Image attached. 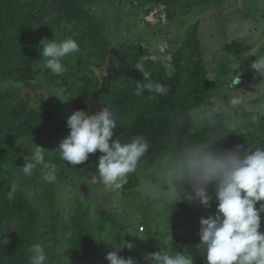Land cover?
Listing matches in <instances>:
<instances>
[{"label":"trees","instance_id":"16d2710c","mask_svg":"<svg viewBox=\"0 0 264 264\" xmlns=\"http://www.w3.org/2000/svg\"><path fill=\"white\" fill-rule=\"evenodd\" d=\"M227 2L138 0L136 15H142L149 31L146 34L154 40V32L161 30L162 24L154 26L148 22L153 15L160 22L165 18L172 21L180 11L196 13L199 9L204 14L208 7L214 11ZM99 6L105 7L96 0H54L52 7L43 9L35 4L28 7L25 0H0V264H29V248L35 243H41L46 250L45 264H110L105 259L107 253L115 250L113 245L122 247L126 242L132 248L125 247L118 254L139 264H151L147 258L150 253L137 252L145 244L159 245L172 252L182 249L193 257V264H207L199 237H171L163 234L158 225L153 233L149 221L154 207L146 209L138 197L140 203L134 199L135 208H131L128 200L132 195L140 196L138 191L143 184L158 182L154 178L158 169L153 161L161 156L163 164L169 151L159 143L166 129L176 127L200 141L222 133L224 136L214 147L224 149L238 145L251 146L253 151L256 147L264 148L263 110H242L238 113L239 125L228 124L226 115L212 114L209 119L210 110L205 117L200 115L212 106L216 96L229 97L231 87L241 82V76L248 70L241 63L217 56L218 74L216 79L212 78L202 44L201 22L181 32L184 34L180 46L172 48L170 57L161 55L159 50L153 52L142 38L126 40L123 33L119 38L105 10L100 15L96 11ZM50 14L57 15L59 20L47 29L44 17ZM69 37L78 42L79 52L64 59L67 71L55 75L44 68L39 43L45 38L60 41ZM137 63H144L152 80L169 86L167 95L147 90L140 96L135 94L136 81L142 79L135 69ZM165 63L175 66L171 77L166 73ZM261 101L264 99L253 102ZM98 103L116 111L113 139L128 142L143 133L153 144L148 152L153 161L146 166V156L137 171L128 174L122 189L108 190L110 197H106L105 205L92 201L86 189H77L87 180L77 173V168L62 160L54 147L70 132L66 124L70 115L79 109H89L90 115L95 114L99 110L93 106ZM196 117L208 120L205 125L200 121L195 124ZM32 143L43 148L52 146L46 160L60 169L58 180L62 182L34 198L32 183L39 191L43 169L38 166L33 171L31 182L18 177L19 168L25 164L24 157L33 150ZM100 155L99 151L89 154L83 162L92 171L86 174L89 180L98 178L95 173ZM66 172L71 175L68 182ZM13 186L15 193L9 198ZM110 205L119 210L108 212ZM120 210L131 212L132 222L123 219L126 213L123 211L121 216ZM132 227H136V234H130ZM142 227L148 232L142 234L139 231Z\"/></svg>","mask_w":264,"mask_h":264},{"label":"clouds","instance_id":"9594fccd","mask_svg":"<svg viewBox=\"0 0 264 264\" xmlns=\"http://www.w3.org/2000/svg\"><path fill=\"white\" fill-rule=\"evenodd\" d=\"M39 45H42L40 56L44 68L55 75L67 71L64 59L79 52L78 42L71 37L60 41L45 38ZM164 68L168 77L176 71L173 63H165ZM251 68L264 76V55L257 56ZM135 69L142 74V79L136 81L137 96L146 90L162 96L168 94L169 86L152 80L151 72L144 63H137ZM229 93V97L220 95L225 97L224 111H210L209 119L212 114L226 115L227 105L235 109L246 102L244 95ZM89 111L75 110L67 119L70 132L57 145L60 158L75 169L88 160L89 154L99 151L102 155L98 158L95 174L102 183L100 185L110 191L120 190L127 183L128 174L137 171L150 151L149 137L141 133L128 142H122L118 137L113 139L117 120L115 109L106 104L95 114L90 115ZM233 116L238 117L234 113ZM207 120L194 119L195 124L200 121L204 125ZM222 136L224 134L221 133L210 140L200 141L176 127L166 129L159 143L169 151L158 169V182L145 185L146 194L157 200L164 198L170 205L187 199L189 202L199 201L207 209L211 208L212 202H216L215 213L199 220L197 236L199 245L205 251L207 264H264V232L260 231L264 203H259L257 207L258 202L264 201V148L256 147L253 151L251 146L243 148L238 145L233 149L214 147ZM49 154L43 147L33 144L32 152L24 157L25 164L19 170L31 176L40 166L44 182L56 181V166L46 160ZM84 189L90 194L87 184H84ZM14 193L15 186L8 193L9 198ZM140 231L145 233L147 228L142 227ZM5 242H8L7 239ZM113 247L115 250L105 257L110 264H139L133 258L118 254L125 247L131 249V243ZM29 251V264H45L46 250L41 243L32 244ZM64 252L62 250L65 257ZM147 258L151 264H193V257L186 251L161 250Z\"/></svg>","mask_w":264,"mask_h":264},{"label":"rangeland","instance_id":"374dc122","mask_svg":"<svg viewBox=\"0 0 264 264\" xmlns=\"http://www.w3.org/2000/svg\"><path fill=\"white\" fill-rule=\"evenodd\" d=\"M96 1L99 5L104 4L105 6L104 8L99 6L101 9L96 8V11H98L100 15V13L105 10V15H107L108 19L114 23L112 28L120 34L119 38L122 37V33L126 40H130V38H137V40H140V38H142V40L146 41L145 45L152 49L153 52L159 50L161 55H168L170 57L173 56L174 52L172 48L174 47L175 49L180 46L179 43L181 36L184 34L181 32L187 28L189 29V27L196 22H201V37L206 62L211 71L212 78L216 79L218 74L220 59L217 58V56H223L227 62H233L234 64L241 63L248 70L241 76L243 80L231 87L233 93L244 95L247 99L245 103L235 109H232L227 105L226 117L228 119V124L236 125L237 119L239 125L241 118L238 116V113L242 110L253 112L259 110L264 111V101L256 104L253 102L254 100L264 99V76L259 75L251 68V64L255 61L256 57L264 55V0H228L229 2L222 4L219 9L214 11L213 7H208L204 14H201L199 9L196 10V13L182 11L172 18V21L165 18L160 22L156 19V15L152 16L148 22H152L154 26H157L160 23L162 24V29L154 32L155 41L151 35L146 34L149 31L146 30L145 23H143L145 21H143L142 15H136L138 0ZM25 2L28 7L29 4H35L37 6L40 5L43 9L50 8L54 5V0H25ZM155 13H158V10ZM131 15L132 19L130 20ZM177 17H179L178 20ZM44 19L48 23V29L52 23H56L57 20H59V17L55 14H50L45 16ZM236 75L238 77L240 76L237 73ZM224 102V96L215 98L212 106L201 112L200 115L205 117L204 114L208 110L214 112L224 111ZM104 106H106L105 103H98V105L93 107L100 110ZM233 113L238 117L236 118V116H233ZM150 145L152 146L153 144ZM50 147L52 146H44V150L47 149L46 151H48ZM54 147L57 150L58 147ZM146 156L147 159L145 165L148 166L153 160L151 154L147 153ZM160 157L161 156H158V159L153 161L156 164V169H159L162 166H159L162 164L160 162ZM89 171H91V169L84 163L77 165V173L80 176H84L83 179L87 180L84 184H87L88 186L90 195H92V201L99 205H105V199L106 197L109 198L110 194L104 185H100L102 183L98 178L89 180L88 177H86V174H89ZM59 173L60 169L56 166L57 180L51 183L42 180L39 186V191L34 188L32 183L33 198L37 193L41 195L48 187L60 186L62 182L58 180ZM154 174H156L154 176L155 180L158 181V174L156 172ZM65 176L66 182H68L71 179V175L66 172ZM18 177L23 178L28 182L34 180L32 175L26 176L21 171L18 173ZM84 184L79 185L77 189H83ZM147 184L149 183L143 184L140 187L138 191L140 196L136 195L135 197L132 195L129 198L128 203L131 208H135L132 202L139 197L141 198V202L146 204V209L150 206L154 207L151 209L149 221L153 233L155 232L154 226L157 227L158 225L162 227L163 234H169L171 237H198L200 218H207L209 214H214L216 211V202H212L211 208L206 209L201 206L199 201L189 202L187 199H182L180 201H174L172 205H170L164 198L158 200L153 199L146 194L145 185ZM68 190L72 191V193L74 192L70 186ZM140 200L138 199L139 203ZM146 201H150L152 204L149 205L148 203L150 202ZM259 203H264V201L258 202L257 207L259 206ZM118 210L119 209L115 206H107V211L110 213H115ZM123 211L125 212V210ZM123 211L120 210L119 212L121 216H124ZM126 211L128 210L126 209ZM125 216L126 218L123 219L132 222L133 218L131 212H127ZM260 231L264 232V213H261ZM136 233V227H132L130 234L133 235ZM161 250L165 249L159 245L151 247L148 244H145L143 245V249L137 252L152 254ZM177 250L180 251L182 249ZM168 251L172 252L170 250Z\"/></svg>","mask_w":264,"mask_h":264}]
</instances>
